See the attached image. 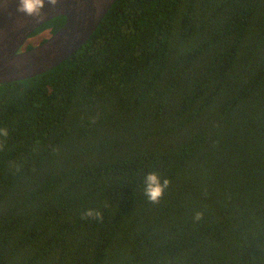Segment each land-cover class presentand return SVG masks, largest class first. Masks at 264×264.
Listing matches in <instances>:
<instances>
[{"label": "trees", "instance_id": "1", "mask_svg": "<svg viewBox=\"0 0 264 264\" xmlns=\"http://www.w3.org/2000/svg\"><path fill=\"white\" fill-rule=\"evenodd\" d=\"M0 128V264H264V0H116Z\"/></svg>", "mask_w": 264, "mask_h": 264}, {"label": "water", "instance_id": "2", "mask_svg": "<svg viewBox=\"0 0 264 264\" xmlns=\"http://www.w3.org/2000/svg\"><path fill=\"white\" fill-rule=\"evenodd\" d=\"M116 0H45L42 14L29 17L19 12V0H0V84L45 73L71 57L100 26ZM64 25L45 42L22 50L30 35L58 16Z\"/></svg>", "mask_w": 264, "mask_h": 264}, {"label": "clouds", "instance_id": "3", "mask_svg": "<svg viewBox=\"0 0 264 264\" xmlns=\"http://www.w3.org/2000/svg\"><path fill=\"white\" fill-rule=\"evenodd\" d=\"M52 6L58 3V0H47ZM45 7V0H19L18 11L26 16L37 18L42 14V10ZM9 135L7 128H0V136L7 138ZM4 148V144L0 142V151ZM170 180L161 177L155 172H149L144 177V193L153 203H158L163 197L165 189L168 188ZM82 218L84 219H102V212L99 209L88 208L82 213ZM201 218V213H195V219L199 220Z\"/></svg>", "mask_w": 264, "mask_h": 264}, {"label": "rangeland", "instance_id": "4", "mask_svg": "<svg viewBox=\"0 0 264 264\" xmlns=\"http://www.w3.org/2000/svg\"><path fill=\"white\" fill-rule=\"evenodd\" d=\"M28 40H29V39H28ZM30 41H32V39H30L29 42H30ZM34 41L37 43V42H39V39H36V38H35ZM27 42H28V41H27ZM23 47H25V45H24Z\"/></svg>", "mask_w": 264, "mask_h": 264}]
</instances>
